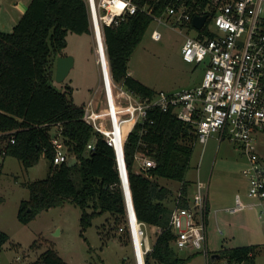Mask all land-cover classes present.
<instances>
[{
  "label": "trees",
  "instance_id": "1",
  "mask_svg": "<svg viewBox=\"0 0 264 264\" xmlns=\"http://www.w3.org/2000/svg\"><path fill=\"white\" fill-rule=\"evenodd\" d=\"M186 1L194 7L202 0ZM133 2L139 8L151 10L152 15L147 10L127 14L118 25L104 26V37L114 80L146 97L157 91L130 74L129 62L136 45L154 22L153 16H162L166 6L176 0ZM188 25L194 27L193 20ZM70 32L91 34L86 0H31L11 32L0 30V132L16 130V143L10 146L8 155L15 156L26 168L36 165L42 155L50 162L48 176L28 184L30 196L20 204L19 220L28 223L41 211L70 202L82 209L83 234L96 217L105 213L114 217L113 227H119L124 220L125 204L113 148L84 122L83 105L78 106L67 90L60 91L50 83L55 76L57 57L65 55ZM149 118L153 123L137 125L125 145L136 215L147 225L162 229L146 256V263L187 264L191 256L179 255L175 234L169 228L172 208L168 202L173 191L161 180L180 182L182 197L178 205H189L190 182L186 175L197 135L190 123L178 119L171 111L153 110ZM55 124L62 127L68 151L77 158L73 166L53 162L50 129ZM92 140L95 149L86 152ZM140 150L152 155L156 166L137 173L134 155ZM100 233L109 236V232ZM8 240V234L0 230V249ZM259 252L258 245L223 247L216 252L219 257L215 260L210 257L208 264H256ZM29 264L68 263L50 247Z\"/></svg>",
  "mask_w": 264,
  "mask_h": 264
},
{
  "label": "built area",
  "instance_id": "2",
  "mask_svg": "<svg viewBox=\"0 0 264 264\" xmlns=\"http://www.w3.org/2000/svg\"><path fill=\"white\" fill-rule=\"evenodd\" d=\"M91 31L94 37L96 64L100 84L83 105L84 122L101 135L115 152L119 187L122 190L125 214L120 232H125L132 247L133 264H147L146 256L153 250L148 225L139 220L128 177L125 145L137 125L148 121L151 111H171L178 119L190 123L197 142L206 145L213 136L234 141L247 158L243 175L248 181L247 195L264 203V165L256 147V136L264 134V0H202L191 6L186 0H176L166 6L162 16H153L162 23L164 17L174 18L170 26L188 25L194 16H206L196 36H186L181 49L182 59L204 65L200 83L177 91H157L143 97L114 80L104 37V26H116L127 14L139 8L133 0H86ZM194 11V13H193ZM152 15L151 10H147ZM155 40L162 35L152 31ZM102 98L98 99L97 95ZM51 144L54 164L76 158L68 151L60 124L52 126ZM16 143V130L0 132V183L9 148ZM146 146L145 143H142ZM95 149L94 141L86 152ZM77 159V158H76ZM137 173L156 166V160L144 150L134 155ZM209 184L200 178L187 199L189 205L179 206L181 191L175 195L169 228L175 234L177 250L202 252L210 259L207 246V198ZM241 194H236L234 213L246 208ZM157 233L162 229L157 228ZM209 262V261H208ZM222 264H226L223 262Z\"/></svg>",
  "mask_w": 264,
  "mask_h": 264
},
{
  "label": "rangeland",
  "instance_id": "3",
  "mask_svg": "<svg viewBox=\"0 0 264 264\" xmlns=\"http://www.w3.org/2000/svg\"><path fill=\"white\" fill-rule=\"evenodd\" d=\"M17 1L0 0L4 17L6 12H14V3ZM173 20L165 16L162 23L154 21L136 45L129 62L130 74L155 91L172 92L188 88L196 85L203 76V64L187 63L181 56L186 36L198 35L197 29L189 25L173 29L170 26ZM154 29L161 33V39H153L151 34ZM67 39L64 54L72 56L74 64L64 80L59 81L54 76L50 83L60 91L67 90L74 103L82 106L100 84L94 37L92 31L91 34L70 32ZM97 98L102 96L98 94ZM53 131L51 127L50 132ZM214 137L208 140L204 150L202 143L195 144L186 179L195 183L199 177L208 182L211 195L221 199L230 191H236L242 185L245 187L239 162L243 160L242 149L234 141L225 139L219 142ZM49 166L50 162L45 155L29 168L15 156L8 155L5 159L0 183V230L8 234L9 240L0 249V264H29L50 247L56 249L68 264H133L128 236L119 231L123 223L114 228V217L109 213L96 217L83 234L80 224L82 209L70 202L43 210L28 223L19 220L20 204L30 196L28 184L46 178ZM136 166L134 169H138ZM75 178L79 183L80 174L77 169ZM161 182L173 192L180 189V182L176 180L162 179ZM174 203L171 199L168 206L173 208ZM223 203L220 202L221 205ZM261 208L264 207L253 211L247 209L238 214H229L223 210L215 214L213 208L207 225L209 251L258 244L261 251L257 255L256 264H264V213ZM88 211L91 209L88 208ZM225 222L234 223L233 238L227 235ZM102 230L104 233L109 232V236L101 234ZM147 231L153 244L157 231L149 225ZM179 255L191 256L187 264H208L209 261L202 252L189 249L179 251Z\"/></svg>",
  "mask_w": 264,
  "mask_h": 264
},
{
  "label": "crops",
  "instance_id": "4",
  "mask_svg": "<svg viewBox=\"0 0 264 264\" xmlns=\"http://www.w3.org/2000/svg\"><path fill=\"white\" fill-rule=\"evenodd\" d=\"M30 1L31 0H19V1L15 2L14 3L15 8L13 10L14 12H12V10H11L12 13L6 12V14H4L5 17L3 16V14H2L3 12H1V8H0V30L8 32V30L10 28L14 27L17 24V22L19 21V19L23 16L25 11L27 10ZM201 79H200V81H201ZM200 81L197 82L196 85H198L200 83ZM196 85H194V86H196ZM191 87H193V86H191ZM214 139L216 141H219V142H222L223 140H225V139L221 140L218 136L214 137ZM205 146L206 145H203V150L205 149ZM256 147H257L258 153L260 154V157H261V160H262V165H264V134H262V133H258L257 134V136H256ZM241 157L243 158V160H241L239 162H240V166L242 167V175H243V169L247 165V158L244 155L243 151H242ZM243 178H244V181H245V187L242 185L236 191L235 190L230 191L226 196H223V198H221V199L217 198V196H215V195H211L210 186L208 187V192H207V194H208V198H207V208H208L207 225H208V222H209L210 212L212 211L213 208H214L213 210H214L215 214L218 211H222V210L227 212V213H229V214H236V213L238 214V213H241L243 211H246L247 209H248V211H253V209H256L258 207L259 208L260 207H264V203H260V202H258L257 199L251 198V197H249L247 195L248 181L246 180L244 175H243ZM188 181L190 182V185L188 187V196L191 197V195L193 193V190H194V184L195 183H192L190 180H188ZM180 187H181V184H180ZM179 191H180V189L177 192L176 191H174V192H176V195H177V193ZM174 192H173V194H174ZM236 194H241V197H242L243 201L246 203L247 206H246L245 209H242L240 211L231 213V212L227 211V208H230V207L234 206ZM174 198H175V196L174 197L172 196L173 200H174ZM222 201L224 202L223 205L220 204V202H222ZM261 209H262V213H264V208H261ZM225 224H226V227H224V228H225V230L227 232V235H229L230 238H233L234 237L233 234H234V231H235V226L233 225L234 223L233 222H225ZM207 246H208V241H207ZM260 247L261 246L258 245V250L261 251ZM218 251H215V252L212 251V253H216ZM126 259H127V257H126Z\"/></svg>",
  "mask_w": 264,
  "mask_h": 264
},
{
  "label": "water",
  "instance_id": "5",
  "mask_svg": "<svg viewBox=\"0 0 264 264\" xmlns=\"http://www.w3.org/2000/svg\"><path fill=\"white\" fill-rule=\"evenodd\" d=\"M206 21V16H194L193 18V25L200 29L204 25ZM74 64V59L72 56L69 55H61L57 57L56 61V71H55V76L56 79L59 81L64 80L67 75L69 74L72 66ZM77 163L76 158H71L70 161L68 162L69 166H73ZM219 257L218 253H213L211 258L212 260H215L216 258Z\"/></svg>",
  "mask_w": 264,
  "mask_h": 264
}]
</instances>
